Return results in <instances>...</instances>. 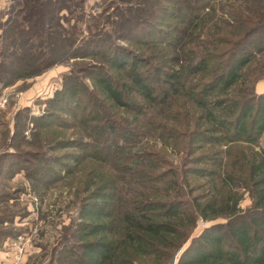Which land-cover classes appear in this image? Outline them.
<instances>
[{"label": "trees", "instance_id": "1", "mask_svg": "<svg viewBox=\"0 0 264 264\" xmlns=\"http://www.w3.org/2000/svg\"><path fill=\"white\" fill-rule=\"evenodd\" d=\"M61 4L19 2L0 34V97L60 62H104L65 74L42 116L20 110L0 160L1 187L23 170L39 198L77 180L78 221L47 264H169L199 219L227 222L178 264H264V0H123L76 47Z\"/></svg>", "mask_w": 264, "mask_h": 264}, {"label": "rangeland", "instance_id": "2", "mask_svg": "<svg viewBox=\"0 0 264 264\" xmlns=\"http://www.w3.org/2000/svg\"><path fill=\"white\" fill-rule=\"evenodd\" d=\"M23 1L25 0H0L2 7L0 34H2V25L8 19L11 8ZM59 1H62V7H68L58 12L60 24L74 34L73 38L77 40L75 47L101 29L98 24L102 17L114 13L117 6H123V0ZM100 62H102L100 59L94 57L72 60L70 63L60 62L41 76L20 81L3 90L0 97V160L5 154L14 155L15 153L11 144L15 137L16 117L20 110L30 109L31 116H42L47 109L48 101L52 100L62 89L65 74L76 67H89ZM260 67H264V54L252 60L251 69ZM255 91L257 95L264 94H260L264 91V74L257 80ZM152 112L153 110H150L148 114L151 115ZM142 118L145 119V117ZM72 132L73 130H70L68 134L71 135ZM152 140L153 138L149 136L144 139V144H152ZM22 149L28 150L24 147ZM256 150L259 152L264 150V135ZM13 173L14 170L3 182L2 187L0 186V194H12V199L0 200V264H47L53 248L59 247L62 243L65 228L78 221L79 204L74 194H71L76 191L77 180L71 182L70 178L64 179L46 189L42 198H39L33 192V183L27 179L25 171ZM135 180L133 186L136 185ZM128 186L127 192L131 189L130 184ZM252 203L251 196L246 193L239 207L246 211ZM7 210L13 212V218L5 216ZM226 222L225 219L213 222L199 219L192 238L169 264L179 263L182 253L190 246L192 239L200 237L207 228Z\"/></svg>", "mask_w": 264, "mask_h": 264}, {"label": "crops", "instance_id": "3", "mask_svg": "<svg viewBox=\"0 0 264 264\" xmlns=\"http://www.w3.org/2000/svg\"><path fill=\"white\" fill-rule=\"evenodd\" d=\"M264 93V91L263 92H261L260 94H263Z\"/></svg>", "mask_w": 264, "mask_h": 264}, {"label": "built area", "instance_id": "4", "mask_svg": "<svg viewBox=\"0 0 264 264\" xmlns=\"http://www.w3.org/2000/svg\"><path fill=\"white\" fill-rule=\"evenodd\" d=\"M2 9V7L0 6V10Z\"/></svg>", "mask_w": 264, "mask_h": 264}]
</instances>
